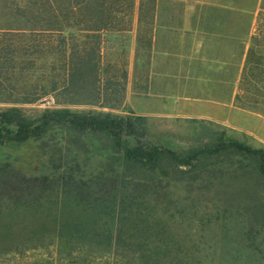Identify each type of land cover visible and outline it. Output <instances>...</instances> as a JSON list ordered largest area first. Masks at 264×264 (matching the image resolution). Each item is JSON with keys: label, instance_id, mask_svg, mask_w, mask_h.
<instances>
[{"label": "trees", "instance_id": "1", "mask_svg": "<svg viewBox=\"0 0 264 264\" xmlns=\"http://www.w3.org/2000/svg\"><path fill=\"white\" fill-rule=\"evenodd\" d=\"M136 2L0 0V147L44 157L33 175L0 161V264H200L184 231L214 229L264 262V144L188 118L175 146L126 109V44L107 50ZM263 46L264 2L236 97L262 114Z\"/></svg>", "mask_w": 264, "mask_h": 264}, {"label": "crops", "instance_id": "2", "mask_svg": "<svg viewBox=\"0 0 264 264\" xmlns=\"http://www.w3.org/2000/svg\"><path fill=\"white\" fill-rule=\"evenodd\" d=\"M263 2L137 0L125 105L150 119L212 120L264 144V132L242 124L264 127V114L236 104Z\"/></svg>", "mask_w": 264, "mask_h": 264}, {"label": "rangeland", "instance_id": "3", "mask_svg": "<svg viewBox=\"0 0 264 264\" xmlns=\"http://www.w3.org/2000/svg\"><path fill=\"white\" fill-rule=\"evenodd\" d=\"M127 38L128 37L125 36L122 38H110L111 41L108 44L109 47L107 50L108 59L112 60L116 55L122 53V48L125 46ZM263 48L264 46L257 49L262 51ZM123 57L125 58V56ZM247 78L252 80L253 77L247 76ZM126 109H129L128 106H126ZM148 124L150 134L153 138L161 141L163 139L167 140L175 146H179L180 143L193 138L195 133L193 127L187 124L184 118H148ZM242 124L246 127L257 128L259 131L264 132V127H261L259 121L255 118L244 119L242 120ZM226 127L232 130V133L236 136H241L242 133H245L229 126ZM248 137L251 138L253 144H261L260 141L253 136L248 135ZM95 152H97L96 149ZM105 156L102 158L99 156L92 158L91 164L104 163L106 159ZM7 160L11 161L12 164L21 171L33 175L38 174V169L42 167L44 157L35 141H27L20 145L8 143L1 146L0 161ZM222 234L223 232L220 229H214L213 232L208 231L207 233L205 232V234L189 230L184 231V235H187V248L200 251L197 253L194 252L196 257L200 260V264H264V262L257 260L259 257L257 254L244 249L245 244L241 241L240 235H235L234 241L230 243V241H225L227 239L221 237ZM191 235H193V238L190 240L189 236ZM229 249H232L231 254L227 252ZM240 250L242 251L238 252ZM240 255L242 258H240ZM32 262H34V260Z\"/></svg>", "mask_w": 264, "mask_h": 264}]
</instances>
